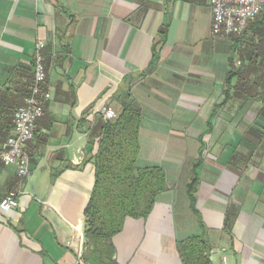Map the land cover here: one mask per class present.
<instances>
[{
	"label": "crops",
	"instance_id": "0c3cea01",
	"mask_svg": "<svg viewBox=\"0 0 264 264\" xmlns=\"http://www.w3.org/2000/svg\"><path fill=\"white\" fill-rule=\"evenodd\" d=\"M208 1L0 0V147L30 92L39 40L50 91L25 145L28 176L0 161V200L18 196L0 213V264H84L90 135L105 107L127 104L142 114L137 165L162 167L166 190L146 218L125 219L117 262L181 264L176 243L203 231L211 264H264L262 104L232 97L216 108L242 62L230 37L211 35Z\"/></svg>",
	"mask_w": 264,
	"mask_h": 264
},
{
	"label": "trees",
	"instance_id": "16d2710c",
	"mask_svg": "<svg viewBox=\"0 0 264 264\" xmlns=\"http://www.w3.org/2000/svg\"><path fill=\"white\" fill-rule=\"evenodd\" d=\"M255 20L249 24L251 43L236 51L242 65L234 63L226 74L224 98L216 108L232 97L242 102L257 100L262 104L258 115L264 118V10ZM237 40L233 38L234 50ZM156 57L154 50L152 60ZM141 120V111L127 104L116 111L115 118L100 117L93 125L89 150L94 144L96 150L88 161L93 164L94 184L84 208V264H120L114 257L113 237L122 230L126 218H146L156 197L166 190L162 167L137 165ZM196 183L193 177L187 188L192 207ZM176 250L181 264H211V244L203 231L179 240Z\"/></svg>",
	"mask_w": 264,
	"mask_h": 264
},
{
	"label": "built area",
	"instance_id": "2783aa9c",
	"mask_svg": "<svg viewBox=\"0 0 264 264\" xmlns=\"http://www.w3.org/2000/svg\"><path fill=\"white\" fill-rule=\"evenodd\" d=\"M211 9L210 33L213 36H240L250 22L264 10V0H209ZM44 41L36 43L34 55V76L30 92L23 105L12 115V133L1 143L0 161L16 168L20 177L28 176L29 155L25 145L35 136L36 122L44 114V104L50 99L49 89L44 87L46 68L42 49ZM116 111L106 107L103 117L113 119ZM18 206V196L9 192L0 200V213H6ZM225 261V257L222 258Z\"/></svg>",
	"mask_w": 264,
	"mask_h": 264
},
{
	"label": "rangeland",
	"instance_id": "374dc122",
	"mask_svg": "<svg viewBox=\"0 0 264 264\" xmlns=\"http://www.w3.org/2000/svg\"><path fill=\"white\" fill-rule=\"evenodd\" d=\"M250 25L246 28L245 32L243 34H241L240 36H231L230 37L232 39V41H233L234 37L238 38L237 42H239V43H238V46L236 45V51H237V49L238 50H240V49L244 50L251 43L250 38L253 37V33H252L251 29L249 28ZM232 58H234L236 60H241L240 52H236L235 55H234V53H232L231 59ZM250 116H253V115H248V118H250ZM238 119H239V114H231V124H230V127H229L228 131L230 132V136L232 138H236L237 137V133L240 132V128H242L241 127L242 124H241L240 128L238 127ZM223 126L224 125H222V121L220 120V127H223ZM261 129H262V133H261V136L259 138H263L264 139V126ZM262 142H263V145H264V140H262ZM260 150H262V152H264L263 146H262V149H259V151ZM251 163L252 164H251L250 170H254V168H252V167L255 166V163H257V161L253 160Z\"/></svg>",
	"mask_w": 264,
	"mask_h": 264
},
{
	"label": "water",
	"instance_id": "95a60500",
	"mask_svg": "<svg viewBox=\"0 0 264 264\" xmlns=\"http://www.w3.org/2000/svg\"><path fill=\"white\" fill-rule=\"evenodd\" d=\"M105 109H106V107L103 109V112H104Z\"/></svg>",
	"mask_w": 264,
	"mask_h": 264
}]
</instances>
